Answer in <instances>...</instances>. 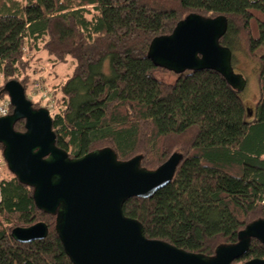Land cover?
<instances>
[{"label":"trees","instance_id":"1","mask_svg":"<svg viewBox=\"0 0 264 264\" xmlns=\"http://www.w3.org/2000/svg\"><path fill=\"white\" fill-rule=\"evenodd\" d=\"M189 14L226 17L219 43L232 52L235 72L237 55L255 66L254 109L214 71L185 72L171 84L156 78L165 70L146 57L151 40ZM43 53L54 66L75 63L46 94L56 109V146L70 158L109 147L118 160L139 156L154 170L182 155L168 186L122 207L147 239L212 256L264 218V0H0L1 98L15 80L30 100L26 82L34 80L23 73ZM14 129L24 131V121ZM38 222L48 226L45 239H12V229ZM54 224L35 207L31 188L14 176L0 180V264H72ZM252 259L264 260L254 239L233 264Z\"/></svg>","mask_w":264,"mask_h":264},{"label":"water","instance_id":"2","mask_svg":"<svg viewBox=\"0 0 264 264\" xmlns=\"http://www.w3.org/2000/svg\"><path fill=\"white\" fill-rule=\"evenodd\" d=\"M227 26L222 15L189 14L171 34L152 39L146 57L174 75L214 71L242 93L247 81L234 71L230 49L219 43ZM4 92L12 112L0 117L2 160L19 183L32 189L35 207L55 217V233L72 264H233L247 253L251 240L264 245V218L247 225L235 244L217 247L212 256L147 239L143 226L126 217L122 207L128 199H148L168 186L182 155L172 154L154 170L142 168L139 156L118 160L109 147L70 158L56 146L49 111L34 108L18 81L7 82ZM20 120L24 132L14 129ZM10 235L28 244L45 239L48 226L38 222L16 227ZM241 264H264V260Z\"/></svg>","mask_w":264,"mask_h":264},{"label":"rangeland","instance_id":"3","mask_svg":"<svg viewBox=\"0 0 264 264\" xmlns=\"http://www.w3.org/2000/svg\"><path fill=\"white\" fill-rule=\"evenodd\" d=\"M30 57V56H29ZM40 56H36L31 62V67L26 69V73H23L24 76L28 74L27 80L30 79L32 82L28 81L26 84L28 85L27 96L35 105L42 106L45 109H49L50 115L53 118L56 114V109L53 105L49 106L46 99L48 96L46 95L49 89H51V85H56L64 79L66 75L72 72L74 68V62L68 61L67 63L61 64L59 66L53 65V63L47 59L46 55L44 54V58L46 61L39 60ZM57 66V68H55ZM237 73H241L246 81V88L242 93V98L244 100L245 106L249 109H254L258 98H259V89L258 83L256 79V68L253 64L247 61L240 55H237V63H236ZM155 76L158 80L165 82L167 84H171L175 81L176 75L167 72V71H157ZM58 77V78H57ZM35 84L36 87H41L40 89H36L33 85ZM0 85H2L0 80ZM30 86V87H29ZM45 87H47L45 89ZM0 106H7L8 104V112L10 114L11 105L9 103V99L5 97H0ZM46 106V107H45ZM24 132V131H18ZM2 161V154H1V146H0V165H2L3 173L0 174V179L10 180L13 178V175L7 170L5 162Z\"/></svg>","mask_w":264,"mask_h":264},{"label":"built area","instance_id":"4","mask_svg":"<svg viewBox=\"0 0 264 264\" xmlns=\"http://www.w3.org/2000/svg\"><path fill=\"white\" fill-rule=\"evenodd\" d=\"M7 115H9L8 104H7V106H0V117H4V116H7ZM1 173H3L2 165H0V174ZM0 180H3V179H0Z\"/></svg>","mask_w":264,"mask_h":264},{"label":"crops","instance_id":"5","mask_svg":"<svg viewBox=\"0 0 264 264\" xmlns=\"http://www.w3.org/2000/svg\"><path fill=\"white\" fill-rule=\"evenodd\" d=\"M43 54H45V53H43ZM40 57H41V58H44V55H40ZM58 66H59V65H58ZM55 68H57V66H56ZM65 77H66V76H65ZM65 77H64V78H65Z\"/></svg>","mask_w":264,"mask_h":264}]
</instances>
